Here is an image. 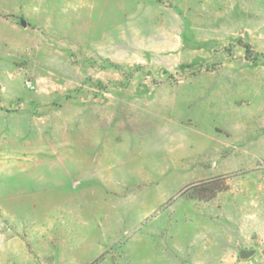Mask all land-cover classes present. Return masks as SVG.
I'll return each instance as SVG.
<instances>
[{"label":"rangeland","instance_id":"obj_1","mask_svg":"<svg viewBox=\"0 0 264 264\" xmlns=\"http://www.w3.org/2000/svg\"><path fill=\"white\" fill-rule=\"evenodd\" d=\"M0 264H264V0H0Z\"/></svg>","mask_w":264,"mask_h":264},{"label":"water","instance_id":"obj_2","mask_svg":"<svg viewBox=\"0 0 264 264\" xmlns=\"http://www.w3.org/2000/svg\"><path fill=\"white\" fill-rule=\"evenodd\" d=\"M253 254L252 253H247L246 255H245V257H250V256H252Z\"/></svg>","mask_w":264,"mask_h":264}]
</instances>
